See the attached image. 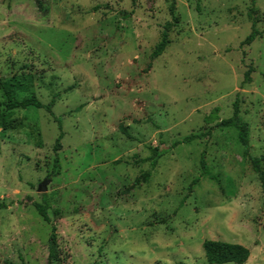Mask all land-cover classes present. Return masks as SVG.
Listing matches in <instances>:
<instances>
[{
    "label": "rangeland",
    "instance_id": "1",
    "mask_svg": "<svg viewBox=\"0 0 264 264\" xmlns=\"http://www.w3.org/2000/svg\"><path fill=\"white\" fill-rule=\"evenodd\" d=\"M16 75L32 78L19 100L57 98L64 137L55 151V119L8 111L0 89V264H208L206 240L264 264L261 182L238 132L205 120L231 118L238 100L250 153L264 154V0H0V81ZM156 148L149 181L125 194Z\"/></svg>",
    "mask_w": 264,
    "mask_h": 264
},
{
    "label": "trees",
    "instance_id": "2",
    "mask_svg": "<svg viewBox=\"0 0 264 264\" xmlns=\"http://www.w3.org/2000/svg\"><path fill=\"white\" fill-rule=\"evenodd\" d=\"M171 25H166L163 33L162 39L159 46L153 52V57L157 58L161 56L170 45L169 32ZM258 31L256 30L255 24L253 25L252 33L245 39L242 43L244 46L251 45L258 37ZM251 70L246 72L244 77V83L251 82ZM22 76H25L24 74ZM22 76L16 75L9 80L0 81V89L4 92L6 97V108L8 111H13L16 109H27V108H36L38 110L46 111L51 117L55 119L58 124L60 134L55 143V151L60 147L61 141L64 137L63 128H62V117H56L53 108L56 105L57 98H53L50 103L44 104L35 96L26 97L23 100L18 99V92H25L28 90L32 78H24ZM219 110L216 109L212 112L205 120L207 124H210L213 121L219 122L221 128L235 129L238 132V140L240 144L245 148V156L249 159L251 163L252 170L258 176L261 186L264 190V154L260 157H253L250 153L249 146V135H248V126L240 118V106L239 101L237 100L233 105V115L229 119H220ZM123 133L131 138L126 128L121 127ZM201 136H190L183 139L178 144H190L194 140L200 138ZM165 155V152L160 151L158 148L152 149V156L147 159V162L150 163L151 170L145 172L141 178L136 179V181L127 189L124 193L128 194L135 188L141 186L142 183H147L152 176V171L158 165L159 160ZM201 168L203 170V175L206 176L208 173V167L205 162V153L202 154L200 160ZM61 164L58 158L55 159L53 165L52 174L49 178L60 175ZM199 179L193 181V185L197 184ZM42 204H34L35 210L42 220L51 226V236H50V248H49V262L53 260L56 256L57 250V227L53 224L49 211L52 209V206L49 202L47 195H43ZM186 200V199H185ZM185 200L182 201V204L179 208L183 207ZM7 205L0 204V210L6 209ZM55 216H60L61 211L55 210ZM205 251L206 259L208 264H246L251 256L250 250L239 244H232L223 241H214L206 240L203 244Z\"/></svg>",
    "mask_w": 264,
    "mask_h": 264
},
{
    "label": "water",
    "instance_id": "3",
    "mask_svg": "<svg viewBox=\"0 0 264 264\" xmlns=\"http://www.w3.org/2000/svg\"><path fill=\"white\" fill-rule=\"evenodd\" d=\"M51 182V180H46L44 182H42L40 185H39V188H38V192L41 193V194H44L48 191V184Z\"/></svg>",
    "mask_w": 264,
    "mask_h": 264
}]
</instances>
